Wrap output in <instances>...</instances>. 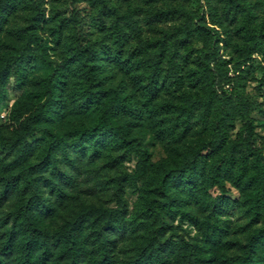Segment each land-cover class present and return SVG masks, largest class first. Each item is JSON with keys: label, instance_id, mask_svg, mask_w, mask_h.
Returning a JSON list of instances; mask_svg holds the SVG:
<instances>
[{"label": "clouds", "instance_id": "clouds-1", "mask_svg": "<svg viewBox=\"0 0 264 264\" xmlns=\"http://www.w3.org/2000/svg\"><path fill=\"white\" fill-rule=\"evenodd\" d=\"M0 136V264H21L25 251L31 258L42 249L41 264H92L101 251L94 235L106 264H155L159 248L137 256L133 243L152 221L157 239L168 241L167 264L238 259V249L256 247L233 180L245 181L254 152L264 159V0H0ZM157 173L192 196L190 216L160 186L154 202L164 215L141 203ZM198 185L206 196L193 194ZM25 187L34 192L27 207L35 230L17 219L27 216ZM92 206L65 231L70 207ZM101 208L111 216L105 230L81 239L88 247L73 256L68 241ZM209 215L220 227L205 232L197 223ZM257 220L248 230H264V211ZM178 245L191 255H178ZM204 252L212 254L207 262L198 259Z\"/></svg>", "mask_w": 264, "mask_h": 264}, {"label": "trees", "instance_id": "trees-1", "mask_svg": "<svg viewBox=\"0 0 264 264\" xmlns=\"http://www.w3.org/2000/svg\"><path fill=\"white\" fill-rule=\"evenodd\" d=\"M18 73L22 74V70L19 69V67H18ZM44 87H45V85L41 84L40 90ZM147 93H148V90L146 89L145 94L147 95ZM37 98L38 99L36 102L38 103L39 99H40L39 95L37 96ZM106 114H107L106 110L101 108L99 115H98L99 119H102L103 116ZM38 126L50 127L51 125L47 121H41ZM26 134H27V130L22 132L21 137H23ZM53 143H54V137H50L48 140V143H46L44 145V147L39 151L38 158L41 161L43 160V158H45L48 155L49 151L52 148ZM249 147H251L250 144H249ZM20 150L23 152H30L31 151V149L27 148L26 146H22ZM215 154H217V153H215ZM177 159H179V157ZM220 159H223V157L220 156ZM23 163L24 162H22V165H23ZM252 164H253V167L249 170L248 176L245 178V181L241 182L240 184L245 185L251 191V194L248 198V207H247L248 212L252 216H258L262 211H264V164L259 160L258 156H256V155L254 156V154H253ZM3 166L4 165H2L1 161H0V170L3 169ZM242 166H243V164H242ZM31 167H35V165H32ZM12 170L15 171L16 169L13 168ZM157 175L159 178V186L163 189V193H164L165 197H167V196L173 197L174 201H179L182 206L189 204L188 201L192 198V196L188 192L184 191L183 187H181V186L168 187L167 185H165V182L163 179V174L157 173ZM240 175H244V173L241 172ZM252 177L255 178V182L251 183L249 185L248 181ZM14 179L19 181L20 178H19V176H16V177H14ZM52 181H53V183L57 182L55 177L52 178ZM34 187H38V185L34 184ZM21 194H23V192H21ZM193 194L197 197L206 196V192H204V190H203V185H198L197 190H194ZM33 195H34L33 193H30V194H28V196L26 198H20L21 199V205L25 208V211L27 212V216L22 214L17 219L23 223H31L33 229L35 230L36 228L39 227V221H37L35 219H30L32 216V213H31L30 209L27 207ZM142 203L144 204V206L146 208L152 209L153 214H160L158 211L155 210V208L153 206V199L152 198L145 196ZM89 211H95V206L87 207L83 212L78 214L66 226L65 231L66 232L70 231L72 226L75 224V222L77 220L81 219V217H85ZM93 217H99L100 219H104L105 221H107V223L111 218L110 213L108 211L103 210L102 208H101V210L96 211V215ZM87 221L85 222V224L87 223ZM85 224H84V231H85ZM3 226H4L3 224H0V227H3ZM102 230H105V228H103ZM84 231L81 233L80 237H72L68 241L69 247L72 249H75V251L72 253L73 256L79 255V251H80L81 247H84L85 249L88 247L87 244H81L80 243L81 239H86V236H84ZM147 231H148V234L145 236L142 244L137 247L136 255L139 256V255L143 254L145 256H149V255H152L154 252H157V248H159V252H157L156 258H155V264H167V260L163 258V250H164V246L168 243V241H166V240L162 241L160 239H157L158 235L160 234L159 228L157 227V225L149 224ZM262 231L263 230L254 232L251 235V237L249 239L250 240L249 244L250 245H256V247H249V253L247 254V256H245L240 262H237L236 264H264V262H260V261L258 262L255 258V256L258 253L262 252L264 249L263 247L260 246L261 245V237H263V235H264V234H262ZM99 232L100 231H97L96 233H99ZM93 237H94L93 240H96L97 242L100 243L101 251L99 254L92 253L89 258H90L92 264H106L108 252L103 247V243L100 240V237L97 235H94ZM73 241H75V242H73ZM177 247H181V246L178 245ZM44 251H46V249H42L39 252V255H36L35 253H33L31 258L29 257V253L27 251H25L24 252V260L21 261V264H41L40 257L43 256ZM191 251L192 250L187 245H182L181 252L178 255H180V256L191 255ZM207 253L208 252L202 253L198 257V259L200 261H202L203 259H207V255H208ZM73 264H75V261H73ZM132 264H135V261H133ZM177 264H179V261L177 262Z\"/></svg>", "mask_w": 264, "mask_h": 264}, {"label": "rangeland", "instance_id": "rangeland-1", "mask_svg": "<svg viewBox=\"0 0 264 264\" xmlns=\"http://www.w3.org/2000/svg\"><path fill=\"white\" fill-rule=\"evenodd\" d=\"M193 79H195L196 77L193 76L192 77ZM40 87H41V84H37L36 88H37V92L39 93L40 91ZM145 92H146V89H145ZM145 96H147L145 94ZM38 98H36V101H37ZM99 112L96 114V118H99ZM79 118V117H78ZM113 123L115 124L116 122L113 121ZM65 128L69 129V130H72L73 129V123H72V120L71 118L69 119L68 123L65 125ZM76 129L77 130H82L81 126L80 125H76ZM22 133H20L19 135L21 136ZM79 137H74V139H78ZM0 143H4V140H3V137L0 136ZM250 144V143H249ZM251 145V144H250ZM255 152H254V156H255ZM220 154L217 153L213 156V159H220ZM258 156L259 160L264 164V159H262L259 155H256ZM178 157H176L177 159ZM1 161V164L4 165V161L3 160H0ZM154 183L152 184H148L146 185L145 189H142L141 190V203L143 202L144 200V197L145 196H148L149 198H152L153 199V206L155 208L156 211H158L160 213V215H164L165 212H164V209L159 207V205H157L154 201L157 199V197L160 195L159 193H157L155 191V188L157 186H159V178H158V175L155 174L154 177ZM215 180L217 183L220 184V187L223 189L224 187V180H225V177L223 176H219L217 175L215 177ZM57 183V182H56ZM233 184L238 187L241 192L244 194V197H245V201H246V204H245V207L247 208L248 207V198L251 194V191L245 186V185H242V184H237L235 180H233ZM39 187V186H38ZM37 187V188H38ZM23 194H21V198H26L28 196V194L30 193H33V191H29L27 188L23 189ZM225 195H227V193H225ZM139 208V205L137 206ZM190 207V205H184L182 206V211L185 212V215L186 216H190V214L187 212V209ZM87 207H80V208H77V207H70L69 208V211L72 213V220L78 215L80 214L81 212H83ZM248 209V208H247ZM245 217L247 218L248 220V226L252 225L254 222H258L257 220V216H252L250 215V213L247 211L245 213ZM190 220L191 222H195V217H190ZM145 221H146V218L141 216L139 217V219L137 220V223L138 224H145ZM150 224L152 225H157V223L155 221H152ZM88 225H91L90 227ZM107 225V221H105L104 219H100L99 217H91L87 223L85 224V231H84V236H88L89 233H96L97 231H102L103 228H105V226ZM148 225L149 224H145V226L143 227L142 231L144 232V238L145 236L148 234V231H147V228H148ZM197 226L202 228L205 232H211V231H214L216 229H219L220 225L218 223V221L211 215H209L203 224H199L197 223ZM248 226H245L246 230H247V235H248V243L250 242V237L251 235L254 233L253 231H250L248 230ZM155 227V226H154ZM159 233H160V230H159ZM262 234H264V230L262 231ZM158 236H162V234L160 233ZM264 237V235H263ZM144 238L140 241H134L133 243L136 244V246H140L144 240ZM92 239H94V237L92 236ZM163 241V239H160ZM96 241V240H95ZM264 248V247H263ZM238 254H239V258L238 259H235V260H231L229 259L227 261V264H236L237 262H240L245 256H247V254L249 253V247L248 248H243V249H238L237 250ZM207 259H203L202 262H207L208 260H210L212 258V254L210 252L207 253ZM256 260L259 262H264V249L262 252L258 253L256 256H255ZM220 259L223 260L225 259V255L222 253L220 255Z\"/></svg>", "mask_w": 264, "mask_h": 264}]
</instances>
